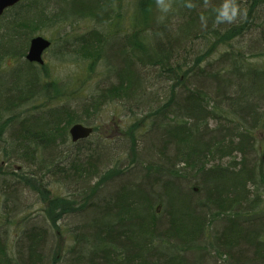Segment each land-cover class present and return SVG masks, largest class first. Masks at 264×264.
Here are the masks:
<instances>
[{
    "label": "trees",
    "instance_id": "16d2710c",
    "mask_svg": "<svg viewBox=\"0 0 264 264\" xmlns=\"http://www.w3.org/2000/svg\"><path fill=\"white\" fill-rule=\"evenodd\" d=\"M173 1L0 14V264H264V0H235L231 22L216 19L224 0ZM67 23L46 52L87 76L61 82L26 55ZM103 59L108 82L85 94ZM112 104L134 121L115 148L98 125ZM75 123L93 133L73 141Z\"/></svg>",
    "mask_w": 264,
    "mask_h": 264
},
{
    "label": "rangeland",
    "instance_id": "374dc122",
    "mask_svg": "<svg viewBox=\"0 0 264 264\" xmlns=\"http://www.w3.org/2000/svg\"><path fill=\"white\" fill-rule=\"evenodd\" d=\"M132 0H128L130 3ZM126 2V3H128ZM176 2L173 0H170L168 3L170 7L174 5ZM169 7V8H170ZM87 24H84V22L80 23L81 30L85 29V26ZM90 25V24H89ZM73 27L78 29L79 24H74ZM72 28L69 23L63 24L60 27L52 28L49 30H45L43 35H45L48 38H57L60 36V34H64V32L67 30H70ZM79 31V29H78ZM256 35L252 33V35L245 36L244 38V43L243 45L246 46L247 49H253L250 46V44L247 43L248 40L251 38H255ZM247 38V39H246ZM251 43V42H250ZM259 45V44H256ZM54 49H51L50 51L46 52L44 54L45 61L47 62L48 68L50 69L51 73L54 75V77L58 78L61 82H67L69 79H74L77 78L78 76L83 77L81 79L86 78V71H85V65L84 63H77L73 61H66V60H61L56 56ZM227 49V46H221L214 54L212 57L213 58H218L220 56V51ZM255 52V50L251 51ZM252 60L258 61L259 57H251ZM96 73H93L90 79L86 82V89H85V94H88L90 92L95 91V89L98 86H104L108 81V76H107V71H106V64L104 62V59L99 63V65L96 66L95 69ZM88 78V77H87ZM134 121L132 118L129 116H125L124 111L122 110L121 107L116 106L114 104L112 105H107L104 107V109L101 111L100 114V120H99V132L100 134L104 136L115 137V141H112L115 145V147H120L123 143V137L121 135L122 130L126 128V126H129L132 124ZM261 139H264V135L261 133ZM124 149V148H123ZM124 155V154H123ZM125 156V155H124ZM228 161V158L223 159L221 162L218 163H224ZM51 186L53 190H55L58 193L66 194L67 189L65 186L57 184V183H51ZM1 195V194H0ZM27 198L25 199L26 201V210L25 211H36L38 208L41 207V203L35 200V197L32 195V193L28 190V195L26 196ZM59 249L65 248L67 245L70 243V236L69 234H64L61 235L59 234Z\"/></svg>",
    "mask_w": 264,
    "mask_h": 264
},
{
    "label": "water",
    "instance_id": "95a60500",
    "mask_svg": "<svg viewBox=\"0 0 264 264\" xmlns=\"http://www.w3.org/2000/svg\"><path fill=\"white\" fill-rule=\"evenodd\" d=\"M20 0H0V14L7 8L17 4ZM51 40L43 35L32 38L26 58L32 62L44 63V53L50 47ZM93 133V127L83 123H75L70 127L73 141L88 138Z\"/></svg>",
    "mask_w": 264,
    "mask_h": 264
},
{
    "label": "clouds",
    "instance_id": "9594fccd",
    "mask_svg": "<svg viewBox=\"0 0 264 264\" xmlns=\"http://www.w3.org/2000/svg\"><path fill=\"white\" fill-rule=\"evenodd\" d=\"M159 6L163 12H167L170 5L165 3V0H158ZM189 7L192 5L189 4ZM216 19L220 22H231L233 21L239 12L238 6L235 0H224V2L215 9Z\"/></svg>",
    "mask_w": 264,
    "mask_h": 264
}]
</instances>
